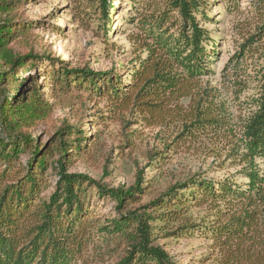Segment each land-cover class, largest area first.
I'll use <instances>...</instances> for the list:
<instances>
[{
  "label": "trees",
  "instance_id": "16d2710c",
  "mask_svg": "<svg viewBox=\"0 0 264 264\" xmlns=\"http://www.w3.org/2000/svg\"><path fill=\"white\" fill-rule=\"evenodd\" d=\"M31 1L0 0V264H179L159 240L197 230L212 240L201 262L264 264V72L240 142L217 144L220 133L229 138L234 131L224 105L200 94L202 76L212 71L204 23L209 1L139 0L128 34L133 57L121 72L72 66L36 51L30 45L39 26L25 16ZM247 1L260 14L261 32L264 0ZM69 3L80 19L98 10L106 35L112 31L111 0ZM36 68L45 74H33ZM61 94L64 106L82 107L83 117L87 100L107 98V110L100 112L122 125L125 144L119 148L136 145L134 126L160 129L162 148L147 150L144 166L136 162L132 184L111 187L70 171L89 153L87 135L74 124L65 123L45 143L33 137L31 130L52 117ZM199 139L212 144H197L196 150L228 153L247 181L218 180L202 171L170 180L155 193L156 174L146 168L159 171ZM111 161L105 160L104 176ZM101 202H111L112 213L100 212ZM205 205L207 215L198 222L192 212Z\"/></svg>",
  "mask_w": 264,
  "mask_h": 264
},
{
  "label": "rangeland",
  "instance_id": "374dc122",
  "mask_svg": "<svg viewBox=\"0 0 264 264\" xmlns=\"http://www.w3.org/2000/svg\"><path fill=\"white\" fill-rule=\"evenodd\" d=\"M138 1L111 0L113 9L109 26L112 31L106 35L98 10L95 14L90 10L88 16L80 19L69 0H33L26 6L25 16L26 19L36 20L39 28L32 31L30 46L36 51L61 56L69 60L72 66L87 65L96 71L117 68L121 72L124 67L129 66L133 57L130 53L128 34L135 29ZM208 1V17L204 19V23L210 35L209 55L212 71L202 76L199 82L200 94L206 92L213 96L218 104H223L225 113L232 122L234 133L229 138L228 135L220 133L216 138L220 140L217 144H227L230 138L240 142L241 128L256 109L254 103L259 97L263 81L261 74L264 72V27L263 31L258 32L260 14L247 0ZM245 43L249 44L248 47ZM15 48L23 49L20 45H15ZM241 52H244V55ZM45 72V68H36L32 73L42 77ZM60 96V101L54 100L52 117L36 125L31 132L34 138L37 137L45 143L65 123L83 129L87 135L89 153L71 167V172L85 173L94 179H104L111 187L128 186L135 180L136 162L140 166L146 164L144 153L154 147L162 148L164 135L160 133V129L142 125L134 126L138 136L136 145L119 148L125 144L122 125L114 120L103 119L104 115L100 112V109L107 110V98L95 95L94 99L87 100L88 117H83L81 106L72 110L63 105L66 101V97H63L65 95ZM105 116L107 118V112ZM193 144L190 151L181 148L171 159L163 162L159 171L152 172L146 168L149 175L156 174L153 182V189L157 190L155 193L162 190L170 180L182 179L188 174L202 171L218 180L230 178L238 183L247 181V178L240 174L243 166H235L233 159H228V153L211 156L208 148L196 150L194 146L212 143L199 139ZM110 159L112 161L108 165V174L104 176L105 160ZM211 165L215 166L214 170ZM49 192L50 190L46 195ZM101 204L103 207L100 212L112 213L111 202ZM207 208L208 205L195 208L192 212L194 219L201 222L207 215ZM159 242L179 264L211 262H201L212 250V240L198 230L189 237H171L160 239Z\"/></svg>",
  "mask_w": 264,
  "mask_h": 264
}]
</instances>
